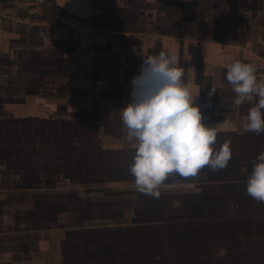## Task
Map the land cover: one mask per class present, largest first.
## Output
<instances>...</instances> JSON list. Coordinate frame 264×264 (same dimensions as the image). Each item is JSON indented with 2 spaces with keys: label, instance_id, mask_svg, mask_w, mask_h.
Wrapping results in <instances>:
<instances>
[{
  "label": "crops",
  "instance_id": "0c3cea01",
  "mask_svg": "<svg viewBox=\"0 0 264 264\" xmlns=\"http://www.w3.org/2000/svg\"><path fill=\"white\" fill-rule=\"evenodd\" d=\"M172 1L44 0L37 14L20 15L22 24L12 32L19 38L29 29L43 31L38 58L70 57L73 78L92 69L125 73L131 58L141 73L146 57L173 54L184 82L194 96L199 94L195 103L202 122L217 130L215 148L231 141L227 167L213 171L204 166L194 177L170 174L157 198L133 192L129 166L135 150L124 130L74 136L72 131L0 129V264H264V203L246 191L253 161L264 152V133L244 132L253 105H235L236 94L226 80V66L235 60L255 64L264 78V59L249 47L262 39L251 34L242 43L228 41L229 30L239 32L242 26V6L232 17L238 20H228L224 13L210 18L209 0H193V5L186 0L200 17L185 22L175 20L177 0ZM247 24L256 28L253 21ZM216 26H222L221 32L211 37ZM12 32H0V53L10 57L15 53L8 45L18 39ZM20 59L22 65L28 56ZM199 68L217 80L197 83ZM124 80V107L133 102L134 89L147 93L156 87L151 76L134 88ZM1 85L0 121L33 119L35 107L55 101L66 105V93L53 98L54 89L44 83L27 81L19 94L3 92ZM79 96L68 105L81 104ZM82 149L90 152L85 162ZM114 187L122 188L123 203L143 206L114 216L106 206Z\"/></svg>",
  "mask_w": 264,
  "mask_h": 264
},
{
  "label": "clouds",
  "instance_id": "9594fccd",
  "mask_svg": "<svg viewBox=\"0 0 264 264\" xmlns=\"http://www.w3.org/2000/svg\"><path fill=\"white\" fill-rule=\"evenodd\" d=\"M226 67V80L236 94L232 102L253 105L244 132L264 133V78L258 77L253 63L235 60ZM145 74L155 80L156 87L147 93L134 89L133 102L120 112L124 139L135 150L129 166L135 187L158 198L170 174L194 177L204 166L213 171L225 169L232 156L231 141L215 148L217 130L202 122L200 106L195 103L199 94L194 96L184 82V70L176 67L173 54L162 51L146 57L141 76ZM140 78L135 77L133 84ZM246 183L247 194L264 203V152L255 157Z\"/></svg>",
  "mask_w": 264,
  "mask_h": 264
},
{
  "label": "rangeland",
  "instance_id": "374dc122",
  "mask_svg": "<svg viewBox=\"0 0 264 264\" xmlns=\"http://www.w3.org/2000/svg\"><path fill=\"white\" fill-rule=\"evenodd\" d=\"M195 1L191 0L190 3L192 2L193 5ZM209 1L210 6L213 7V9L210 11V18H212L213 14L223 15L224 13L226 19L233 20L234 18L232 17H238V5L242 6V26H238L239 32L233 30H229L228 32L229 36H231V40L228 41L232 42V44H238L242 43L241 41L250 40L249 38H252L251 34H253V36L256 35L259 37L258 40H264V6L262 9H260L261 3L264 5V0ZM172 2L173 1L171 0V3ZM171 3H167L166 5V2H164V5L170 6ZM173 5L176 7V10L173 11V16L178 18L175 20H185L186 22L187 20L193 21V19H197L196 21H198V17L200 16L193 14V11L190 10L192 5L188 3L189 6H187L186 0H177ZM246 7L248 9H244ZM130 9V14L135 15L134 12H132L133 8ZM180 9L184 10L181 11ZM234 20H238V18ZM245 21H247V23L253 21L256 28L251 29L250 25ZM232 28L233 26L230 29ZM13 29L0 28V32H12ZM221 29L222 26L220 29H218V27L213 28L212 31L214 34L211 37H218L217 32H219ZM226 29H228V27H226ZM12 33L15 34L14 31ZM42 35L43 31L40 30L29 29L28 31H23L19 38L16 35V38L18 39L15 40V42L11 41L8 45V47L11 49V52L15 53L13 54V57H10L7 52L0 53V83H2V91L5 92L8 90L11 93L14 92V94H19L22 93L21 88L27 81H29V83L35 82L36 84L44 83L50 87L49 89H54V93L57 96H54L53 98H58V95L61 96L66 93L65 96L67 101H71L73 99L78 100L77 97L80 94L81 96L79 97H81V104H77L76 106L68 105L69 103L66 101V105H62V103H60L62 100H60L55 101L54 105L52 106L45 108L39 107L40 110H36L35 107L34 113L38 114V116H33V119H23L22 121L16 120L15 118H11L13 120L3 118L0 121V129L3 131L7 130L18 132L22 130L38 129L51 131H72L74 136L76 135V132H80L79 134H85L90 130H123L120 110L122 107H124L122 101L124 98L123 93L125 94L128 91L124 88L123 78H126L124 81L129 82V85L134 88L137 86L138 81H143V79L146 81V78L150 77L149 75L141 76V73L137 72V59H128L130 60L129 69L126 70L125 73H105L97 72L96 69H92L89 70V72L80 74L79 77L73 78V75L69 69L70 57H57L54 53V55L44 59L38 58L39 56L37 53H35V51L41 42ZM262 40L257 42L252 41L255 43H251L252 46L249 47L252 48V52L254 54L264 59V47ZM228 41H226L225 44L230 45ZM244 44L245 43L243 42V45L241 46L245 47ZM57 49L61 50L60 47ZM56 53L59 54L57 51ZM25 54L28 56L29 61L24 59V64L21 65L22 60L20 59V56ZM113 68H116V64L113 65ZM200 69L201 68H199V70L197 69L200 74L196 76L197 83L202 84L204 81L213 82L217 80H215L214 76L207 75ZM26 72L27 77L25 76ZM215 75L217 76V74ZM135 77L141 78L137 80L136 84L134 85L133 79ZM12 84L13 86H11ZM9 87H11V89H9ZM28 112L30 111L28 110ZM39 114L42 116H39ZM85 139L88 140L89 138ZM81 151L82 160L85 162L88 159L90 152L86 151L85 149H82ZM68 156L71 158L72 154H69ZM67 160H69V158L65 160L66 164H68ZM67 173L69 172L67 171ZM88 178H90V176H88ZM125 182L127 183L128 181ZM131 182L134 181L131 180ZM112 190L116 193V195L113 196V200L111 202H106V206L111 207L114 210V216H120V210L123 208H126V210H133L138 209L139 207L141 208V206L144 204L143 203L141 206H138L139 202L123 203L121 196L122 188L114 187ZM135 191L136 190L133 192ZM170 191L171 190L168 189V192ZM130 192L131 194L133 193L132 191Z\"/></svg>",
  "mask_w": 264,
  "mask_h": 264
},
{
  "label": "built area",
  "instance_id": "2783aa9c",
  "mask_svg": "<svg viewBox=\"0 0 264 264\" xmlns=\"http://www.w3.org/2000/svg\"><path fill=\"white\" fill-rule=\"evenodd\" d=\"M44 0H0V28L13 29L22 20L20 15H35ZM18 5L20 6L18 8Z\"/></svg>",
  "mask_w": 264,
  "mask_h": 264
},
{
  "label": "trees",
  "instance_id": "16d2710c",
  "mask_svg": "<svg viewBox=\"0 0 264 264\" xmlns=\"http://www.w3.org/2000/svg\"><path fill=\"white\" fill-rule=\"evenodd\" d=\"M39 130V129H38ZM49 131H51V130H49ZM134 193H141V192H139L138 190H136ZM109 195H111V196H115L116 195V193L112 190H110L109 191ZM123 209H125V208H123ZM123 209H121V210H123Z\"/></svg>",
  "mask_w": 264,
  "mask_h": 264
}]
</instances>
